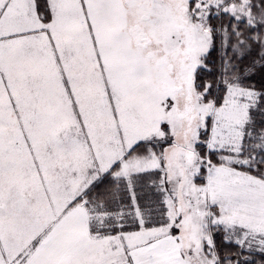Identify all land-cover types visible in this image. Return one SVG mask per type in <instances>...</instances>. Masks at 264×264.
<instances>
[{
	"label": "snow or ice",
	"instance_id": "6c2138e0",
	"mask_svg": "<svg viewBox=\"0 0 264 264\" xmlns=\"http://www.w3.org/2000/svg\"><path fill=\"white\" fill-rule=\"evenodd\" d=\"M0 264H264V0H0Z\"/></svg>",
	"mask_w": 264,
	"mask_h": 264
}]
</instances>
